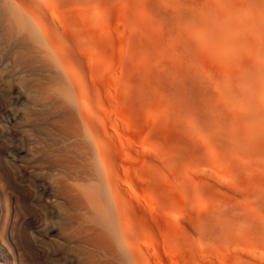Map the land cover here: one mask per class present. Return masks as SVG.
<instances>
[{
	"label": "rangeland",
	"instance_id": "obj_1",
	"mask_svg": "<svg viewBox=\"0 0 264 264\" xmlns=\"http://www.w3.org/2000/svg\"><path fill=\"white\" fill-rule=\"evenodd\" d=\"M73 2L74 0L56 1L62 10ZM49 3L50 0L43 1L44 5L49 6ZM93 5H101L97 7L102 9H95ZM93 5L91 9H95H93L94 13H100L106 9L122 11V6L130 11L131 20L129 22L132 26L130 31L133 36L127 43L126 56L130 66L125 84L130 85L132 90L124 97L127 98L128 101H126L129 104V107L127 103L126 106L138 111L134 112L135 115L133 114L135 117H133V122H137L135 126H142L139 133L141 143L148 144L144 152L143 145L140 143L142 149L137 156L140 173L138 176L143 175L141 178L150 181V184L154 182L156 195L159 194L158 198L160 197L159 199L163 200L164 204L167 200L165 206L172 211V216L164 218L165 223L160 229L155 223L146 222L142 218L133 221L121 209L124 221L130 218V226H128L132 230H129L126 223L124 224L131 233L129 234L130 240H135L134 249L139 246L145 248L148 237L144 231H150L149 234L152 235L149 237L162 238V235L166 234L168 241L174 243L179 250H182L184 245V249L191 247L189 251L197 250L198 247L200 250L202 247H210L211 243L216 245L218 250L228 248L234 264H252L254 260L248 261L241 253L242 251L230 250V245L239 246L241 250L248 244L244 237L238 235V231L247 219L237 216L236 212L237 208L244 211L249 210L247 205L254 209L255 203L260 201L257 194L264 190V142L263 146H258L244 138L249 131L247 119L237 114L236 111L241 106L244 107L238 98L245 97L248 87L246 76L250 69L246 63L235 57V53L247 55L246 49H249L251 55L256 56L254 55L256 48L254 44L259 43L256 42L259 41V33L253 25L239 24V28L241 26L239 35L243 38V42H231L227 40L229 34H232L231 25L225 24L224 17L227 13H230L229 15L246 13L250 19L254 20L257 15L264 14V7L259 6L256 0H98L97 4ZM107 28L102 29L104 34L108 33L109 28ZM8 33L10 36L9 30ZM87 35L92 44L96 42V47L97 44L99 45L96 48L97 54L93 46L87 48L84 56L86 55L88 60L97 55L99 57L96 58H103L107 50L106 41L96 37L91 31ZM18 37V35L13 36L8 47H21L19 42L22 40ZM38 46L44 47V44ZM68 46L72 45H63V47ZM35 67L24 79V83L32 87V93H28L25 86L17 83L13 84L11 89L13 97H16L14 108L16 111L20 110V116L16 121L11 120L10 134L11 138L20 139L23 145L22 160L16 159V166L20 165V175L23 183L26 184H23L26 190L24 186L22 189L25 192H22L23 202H17V208L20 213L22 212L21 221L23 224L27 223L24 225L28 227H32L44 217L42 216L43 206L48 209L50 212L49 228L48 231H43L44 233L41 231L39 236L41 240L48 243L51 249V256L46 259L47 261L44 260L45 264H56L58 257L63 254L65 256L62 244L66 238L67 228L71 225H78L82 220L95 217L92 210L84 206L70 205L60 198L57 192V181L62 172L53 166L58 150L70 144L84 146V150L89 152L95 164L96 171L102 174L104 165L100 161V156L103 154L100 145L106 141L116 149L114 150L117 160L111 163L112 170L118 171L116 162L117 165L123 164L120 166L122 167L120 171L130 164L128 160L120 158L118 144L111 137L105 138L104 129L109 130L110 128L108 125L102 126L103 123L101 124L104 116L101 106L109 108L110 99L104 96L102 85L100 81H96L98 80L96 76H94V84L82 88L84 105L81 107L75 91L70 86L68 75L62 67L56 66V70L60 75L62 74L57 77L50 74L47 64H42V69L35 70ZM101 71L105 76L104 68ZM150 107H156L159 114L156 116L157 120L147 126L144 124L147 113L151 111L147 112L146 109ZM81 108L87 109L90 119L83 118ZM89 110L95 113L92 118ZM122 130L120 132L123 134ZM117 136L119 137L116 133ZM210 141L218 152L222 146L226 145L223 149L230 154L232 160L228 171L229 177L248 193L244 195L238 193L236 186L232 184L231 192L224 193L222 197L218 189L224 190L225 188L223 189L217 183V187L211 189L214 193L212 195L204 191L205 194L202 196L196 192V195L185 198L186 195L183 194L175 179L179 178L182 182L190 184L188 178L191 174H195V171L207 165L213 166L215 159L208 157L209 152L204 146V143ZM245 143H248V147ZM162 167L165 168L166 174L160 176ZM129 171L133 172L132 169ZM151 177H154L152 181ZM69 184L89 185L92 182L74 181ZM7 194L14 195L13 189L9 187ZM202 197L203 199H200ZM219 198L224 199L227 204L210 208L209 204ZM172 200L175 203H170V201L173 202ZM203 200L207 203L212 216L209 214L210 217H206L207 212L204 215V211L200 209V220L199 217L194 220L188 218L190 205ZM94 202L93 200L87 201L86 204L89 206ZM218 207L220 208L217 209ZM59 209L61 210L60 216L57 213ZM252 217L254 220L258 219L255 215ZM210 218L212 223H210ZM126 222L129 224L128 221ZM169 226L170 229L167 230ZM171 229H173L172 232ZM228 230L235 235L231 240L226 237ZM199 232L203 234L204 246L203 244L198 245ZM143 234H146L145 238L142 237ZM119 239L122 240V236ZM193 250H191L192 253L199 252V250ZM16 255L17 251L12 249L11 260ZM30 259L24 256L20 259V264H33L35 257L31 255ZM143 264L147 263L144 261Z\"/></svg>",
	"mask_w": 264,
	"mask_h": 264
},
{
	"label": "bare ground",
	"instance_id": "obj_2",
	"mask_svg": "<svg viewBox=\"0 0 264 264\" xmlns=\"http://www.w3.org/2000/svg\"><path fill=\"white\" fill-rule=\"evenodd\" d=\"M43 1L0 0V264H20L22 257L26 256L30 259L31 255L35 257L32 261L33 264H45L44 260L51 256L48 243L41 240L39 236L41 231H48L50 220L48 209L42 207L44 213L42 216L44 217H41L42 219L32 227L24 225L27 223L24 222L23 224V221H21L20 215H22V212L18 211L17 202L22 201V192H24L22 189L26 184L23 183V178L20 175V165L16 166V159L22 160L21 154L24 150L21 140L11 138L10 134L11 120L16 121L20 116V110L16 111L14 108L16 97L14 98L11 93L12 85L15 83L20 86L23 85L28 93H32V87L26 85L24 79L35 66V70L42 69V64L48 65L49 72L54 77L60 75L56 70V66L65 70L70 86L75 91L81 107L84 105L82 88L94 84V76H96L98 79L96 81H100V85H102L101 89L104 96L110 99V102L108 100L109 108L101 106L104 114L101 124L103 123L102 126L108 125L110 129H104L102 126L100 128L104 129L106 139L111 137L118 144L116 145L119 146L120 158L128 160L130 164L128 167L133 170V172H130L128 167V169L124 167L121 172L122 167L120 168V166L123 164L117 165V162L118 171L112 170L111 163L117 160L116 149L107 144L106 141L100 145L101 151H103L100 161L104 165L102 174L96 171L95 164L89 152L84 150V146L70 144L58 150V156L56 159L54 158L53 166L62 172L57 181V192L60 198L70 205L84 206L92 210L95 217L90 220H82L78 225H71L67 228L66 238L62 244L65 256L63 254L58 257L56 264H74L75 262L78 264H143L144 261L147 264H234L228 248L218 250L216 245L210 243V247H202L200 250L198 247L195 250H199V252L192 253L191 250L193 249L190 252L188 249L191 247L184 249L185 245L184 250L182 248V250H179L177 246H174V243L168 241L166 234L165 236L162 235V238L149 237V235H152L149 234L150 231H144L148 237L145 248L139 246L134 249L135 240H130L129 235L131 234L129 230H132L129 227L130 218L133 221L142 218L146 222L155 223L158 228L162 229L165 223L164 218L166 216L170 217L169 215L172 216V211L165 206L167 203L166 197H164L166 200L164 204L163 200L161 201L160 197L158 198L159 194L156 195L154 182L151 185L150 181L141 178L143 175L138 176L140 173L138 172L137 156L142 149L140 148L141 141L139 137L142 126H135L137 122H133V114L137 110L134 111V108L133 110L128 108V100L124 97L126 93L132 90L130 85L125 84L130 66L126 56L127 43L133 36L132 31H130L132 27L129 22L131 20L130 11L127 7L122 6V11L106 9L103 12L94 13V8L102 9L97 7L101 5H93L97 4L98 0H87V2L85 0H74L73 3L66 6L65 10L59 8L56 3L57 0H50L49 6L44 5ZM256 1L259 6L264 7V0ZM92 5L94 6L93 9H91ZM229 14L227 13L224 17L225 24L231 25L232 30V34H229L227 40L243 42V38L239 35L241 28V26L239 28V24L243 26L253 25L259 33V41H256L259 43L254 44V47H256L254 55L256 56L251 55V50L246 49L247 55L235 53V57L246 63L250 69L246 76L248 87L245 97L238 98V101L243 103L244 107L241 106L240 108H243L241 110L239 108L236 113L247 119L249 131L244 135V138L247 141L254 142L255 145L261 146L264 142V14L257 15L254 20L250 19L246 13ZM105 27L109 28H107L108 33L106 34L102 30ZM8 30L11 32L10 36H8L10 34ZM89 31L94 33L96 37L106 41L105 47H107V50L103 58H96L99 57L97 55L94 57L96 59L88 60L86 55L84 56L88 47L95 46L96 50L99 45L97 44L96 47V42L93 44L90 42L89 35H87ZM16 35L19 36V40H22L19 42L21 47H8L11 38ZM40 44H44V47H39ZM65 44H71L72 46L63 47ZM42 54L45 55L42 56ZM102 68L106 72L105 76L102 74ZM63 76L66 78L65 74ZM55 83L57 84L56 80ZM156 107H150L151 110L146 109L147 112H151L147 113L148 116L145 124L143 123L144 125L149 126L150 123L157 120L156 116H158L159 110ZM81 112L84 119H90L87 109L81 108ZM93 113L91 111V118L95 115ZM89 127H91V124H89ZM120 130L124 131L123 134ZM116 133L119 137H116ZM205 141L207 140L205 139ZM245 144L248 145V143ZM142 145L143 151L146 147L148 148L147 143L143 142ZM204 146L209 152L208 157L215 159L213 160V166L207 165L205 168L195 171L197 176L194 173L191 176L189 175L190 184L182 182L179 178L175 179L183 194L186 195L185 198L196 195V192L202 196V194H205L204 191L212 195L214 193L211 189L212 187L213 189L216 188L217 183L223 189L225 188L224 190L217 188L222 197L224 193L231 192L232 184L236 186L238 193H242V195L248 193L229 177L228 171L232 160L230 154L223 149L226 148V145L222 146L219 152L211 141L204 143ZM153 172L155 171L153 170ZM158 173L157 171V175ZM162 174H166L164 167L161 168L160 176ZM153 178L151 177V181ZM74 181H91L92 184L68 185V183ZM9 187L13 189L14 195L7 194ZM257 195L260 201L255 203L256 207L254 209L247 205L250 211L237 208L236 212L237 216L247 219L238 231V235L244 237L248 244L246 243L247 246H244L241 250L239 246L230 245V250L242 251L241 253L246 256L248 261H255H252V264H264V190ZM203 197L200 199H203ZM92 200L95 202L89 207L86 203ZM170 203L175 202L170 201ZM206 204L203 200L190 205L188 212L190 216L188 218L194 220L199 217L200 220V209L204 211V215L207 212L206 217H210L209 214L211 215L212 212L209 213ZM221 204L226 205L227 203L224 199L219 198L211 202L209 207L214 208L216 205L221 206ZM223 208L225 207L223 206ZM121 209L130 217L129 219L124 221ZM57 213L60 216L61 210L59 209ZM253 214L258 218L257 220L253 219ZM201 219L203 221V217ZM121 220L124 221H122V224L129 225V230L125 224V228L124 225H120ZM210 223H212L211 218ZM214 223L216 224V222ZM169 224H171L170 221ZM172 225L170 226L174 228ZM170 226L167 230L170 229ZM186 226L190 228L188 224ZM140 228L144 229L142 226ZM228 231L226 237L231 240L235 235L231 234L230 230ZM167 232L169 234V231ZM254 233L257 235H253ZM146 234H143L142 237L145 238ZM202 235L200 232L198 233L200 241L198 245L200 246L203 244ZM121 236L122 240L119 239ZM12 249L17 251V255L13 256V260H11Z\"/></svg>",
	"mask_w": 264,
	"mask_h": 264
}]
</instances>
